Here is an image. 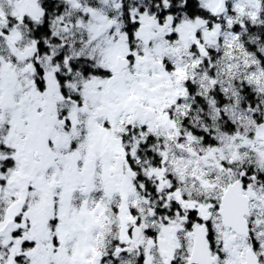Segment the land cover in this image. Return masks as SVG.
Segmentation results:
<instances>
[{"label":"snow or ice","instance_id":"6c2138e0","mask_svg":"<svg viewBox=\"0 0 264 264\" xmlns=\"http://www.w3.org/2000/svg\"><path fill=\"white\" fill-rule=\"evenodd\" d=\"M0 264H264V0H0Z\"/></svg>","mask_w":264,"mask_h":264}]
</instances>
